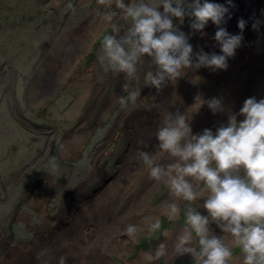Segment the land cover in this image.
I'll return each instance as SVG.
<instances>
[{
	"label": "rangeland",
	"instance_id": "rangeland-1",
	"mask_svg": "<svg viewBox=\"0 0 264 264\" xmlns=\"http://www.w3.org/2000/svg\"><path fill=\"white\" fill-rule=\"evenodd\" d=\"M149 1L122 0L126 7L146 5ZM184 1L181 6L187 12L194 0H188L187 6ZM162 4L163 0H155L150 7L163 12ZM109 14L111 20L106 18ZM170 18L173 30L183 33L192 47L191 66L181 68L180 76L172 79L161 73L154 56L142 54L134 61L135 69L144 62V57L147 64L143 74L136 77L134 73L129 76L119 71L103 49L104 38L113 36L120 41L122 30L124 40L120 43L126 52L131 51L127 39L133 21L124 9L116 7V0L110 5H99L97 0H0V264H18L13 262L17 257L22 260L27 256L20 244L28 241H33L30 247L45 256V264H58L48 261L50 248L65 235L76 236L79 227L95 228L94 218L108 214L109 221L114 218L112 222L119 223L106 225L105 235L96 232V236L84 240L79 252L72 253L73 259L86 254L81 258L84 262L78 259L79 262L66 264H98L90 254L96 251L100 255L95 257L108 255L109 264H166L169 254L174 255L183 245H192L198 264H204L206 256L202 255L199 237L187 221L190 212L207 217V238L220 239L230 250L232 255L226 264H244L241 246L230 232L223 230L225 222L213 220L204 207L211 195L204 181L185 177L196 196L187 201L170 191L167 175L155 181L150 171L135 167L133 172L122 175L123 181L117 178L119 163L131 162L129 154L136 151L150 150L154 163L165 170L168 163H176L158 160L165 153L160 150L157 137L140 143L136 137L128 141L125 138L128 129L121 122L125 115L130 118V113L138 112L134 117L140 120L139 112L148 111L150 124L143 127L150 132L156 126L162 128L158 122L174 125L178 116H192L186 122L191 135H202L203 129L215 135L218 128L227 125L230 116L236 115L237 123L243 119L239 112L246 99H264V32L247 38V28L243 31L237 28L245 40L226 60L231 73L200 65V76L195 77L191 86L187 83L194 76L198 56L222 53L214 44L204 49L202 30L191 27L193 17ZM227 32L234 31L227 29ZM241 51L244 55L239 58ZM237 59L239 63L235 62ZM158 74H163L164 79L156 87L151 78H158ZM129 80L144 82L145 89L153 86L150 101L146 99L148 90L141 93L138 87L133 91ZM41 92L46 94L41 97ZM134 92L137 95L132 100ZM35 94L38 96L34 100ZM155 97L161 100V111H155L158 99L155 106L148 108ZM197 97L204 102L199 107L202 111L190 115L187 110L192 112ZM213 99L220 101L221 110L213 112L208 107ZM205 119L211 121L207 126ZM209 167L215 169V161ZM230 174L247 179L242 167ZM139 179L153 181L154 186L148 192L139 189L136 187ZM101 182L107 183L105 187ZM83 184L78 202L68 205L77 210L73 213L75 219H67L65 226L54 225L51 218L67 209L64 198L72 201L74 192ZM78 203L80 208L75 207ZM172 206L176 207V213L171 212ZM128 225L135 226V237L126 232ZM46 235L50 237L45 238L50 246L35 239ZM165 243L171 245L165 247ZM17 246L19 249L13 252ZM67 251L68 248L62 247L57 253ZM6 252H11L7 259Z\"/></svg>",
	"mask_w": 264,
	"mask_h": 264
},
{
	"label": "clouds",
	"instance_id": "clouds-1",
	"mask_svg": "<svg viewBox=\"0 0 264 264\" xmlns=\"http://www.w3.org/2000/svg\"><path fill=\"white\" fill-rule=\"evenodd\" d=\"M97 3L110 5L112 0H97ZM227 5L225 7L209 0H194L186 12L179 2L173 6L172 0H163V12H160L155 7L144 4L126 7L122 0H116V7L124 9L126 16L133 21L131 35L127 39L132 50L126 52L115 37L106 36L103 40L106 57L119 71L131 76L135 71L134 61L140 55L154 56L161 73L176 79L180 76L181 68L191 66L192 47L183 33L177 34L173 30L170 17L182 19L189 15L194 18L191 27L197 31L202 30L209 21L218 26L214 38L221 46L222 55L213 54L209 57L201 54L198 56L197 66L226 69L227 58L234 55L242 38L240 35H229L225 28L219 27L229 8L235 7L232 0H227ZM106 18L111 20L112 17L109 14ZM259 23L260 21H255L253 29ZM237 27L243 31L245 21L238 20ZM163 74H158V78H151L153 86L159 87L164 79ZM175 92L177 93V88ZM136 95L134 92L130 98L135 100ZM196 99L197 103L193 107L198 110L204 102L199 97ZM158 103H161L160 99L157 105ZM208 107L213 112L221 110L220 101L213 99L208 102ZM156 110L158 111L157 107ZM239 115L243 117L239 123L236 115H232L228 118L227 125L218 128L215 135L206 129L199 136L191 135V128L185 117L178 116L174 125L166 124L157 133L160 150L178 158V162L165 170L155 164L147 153H141V158L150 168L151 179L159 181L163 175H167L170 191L184 200L192 201L196 198L192 185L185 177L204 181L211 193L204 207L213 220L225 222L223 230L230 232L241 246L244 264H264V99H246ZM212 161H215V169L209 167ZM241 167L246 173V180L230 174L231 170ZM221 173L224 174L223 177ZM64 201L70 202L71 199L64 198ZM171 212H177L175 206L171 207ZM187 221L199 237L202 255L206 256L204 264H226L232 253L220 239L207 238V217L190 212ZM155 227L158 228L159 223ZM126 232L133 235L135 226L128 225ZM66 261L65 256L58 258V264H66Z\"/></svg>",
	"mask_w": 264,
	"mask_h": 264
},
{
	"label": "bare ground",
	"instance_id": "bare-ground-1",
	"mask_svg": "<svg viewBox=\"0 0 264 264\" xmlns=\"http://www.w3.org/2000/svg\"><path fill=\"white\" fill-rule=\"evenodd\" d=\"M209 2L219 3V4L224 5L225 7H228L227 0H209ZM232 2L235 5V7H230L229 8V12H228V14L225 15L224 22H222L221 25H224L227 21L231 20L229 22V25L230 26H235V25H237V22L240 19H243L245 22L248 21L249 19H251V23H250L249 29L245 33L247 38H250V35L253 36V35L261 34V33L264 32V9H263L264 1H262V0H232ZM257 5H259L260 8L259 9H253V7H257ZM146 6H147V4H146ZM256 14H257V17L254 18ZM258 14H259V16H258ZM229 16H231L230 19L228 18ZM255 21H260V23H259V25H258V27L256 29H253L252 25H253V23ZM221 25H219V27H222ZM223 28L228 29V30L233 29L231 27H223ZM217 30H218V26L212 24L211 21H209L208 24L202 29V35L201 36H202V39H203V41L205 43L204 49H207V46L209 44H214L216 50H220L221 49L220 44L214 38L215 37V32ZM235 33L236 32L234 31V32L230 33L229 35H235ZM85 39L88 41L87 38H85ZM244 40H245L244 38L241 39V41H244ZM238 55H239V58H241L244 55V52H242V51L238 52ZM238 60L239 59H237V61H235V62L239 63L240 61H238ZM230 67H231V65L228 64L226 69H225V71H227V73H231V68ZM208 68L212 69V67H208ZM201 70H202V68L200 66H197L193 70L194 76L192 78L188 79V83L187 84H190L191 86H194L193 84L195 83V77L200 76V75H198V71H201ZM183 88L184 87H182V89ZM177 93H179L178 89H177ZM44 94H46V93H42L41 97L44 96ZM178 95H180V93ZM37 96H38L37 94L34 95V100H35V98ZM157 99H158V97H155L153 99V102L151 101L150 105H148V108H151L155 104ZM194 100H197V99L195 98ZM160 104L161 103H158V105H157L158 111H161V106L162 105H160ZM201 111H202V108H199L198 110H195L194 107L192 108V112L191 113L189 112V110H187L188 114H190V115H192V114L198 115ZM137 113H135L133 116H130V118L128 117V115H125L122 118V121H121L124 125H126L125 129H128L126 131V135H125V138L128 141H130L131 138L134 137V134H136L138 136L139 135L145 136V134L150 132V131H146V130H141V131L137 130L143 124H150V120L149 119H151V117H148L149 116L148 111L147 112L144 111L143 114H141V111L139 112L140 115H142V117L140 118V120H142V122L140 124H139L140 120L137 119L136 117H134V116H137ZM191 118H192V116L185 117V121L187 122V120L191 119ZM205 122L206 123H210L211 121L209 119H205ZM149 129H150V127H149ZM158 131H159V129H154L153 128L150 133H154V136L157 137V132ZM128 132L130 134H128ZM212 133L214 135L215 132H212ZM141 153H147L149 155L151 152H150V150L149 151H145V152H140V153H139V151H136L133 154H129V157H128L129 160L128 161H131V162L119 163V165L121 167L120 171H119L120 174L117 175V178L119 180L123 181L124 178L122 177V175H125V174H128L130 172H133L135 167H136L137 170H143L144 172H147V173L150 171L149 166L147 164H145V162L142 160ZM131 159H136V161H138L139 163H136V161L131 160ZM173 160H176V159L173 158ZM171 164H173V163H168V166L171 165ZM172 175H175V173H172ZM106 184L107 183H102V186L105 187ZM147 184H148L147 180H140L139 179V181L137 182V186L136 187H139V189H143L144 191L147 190V192H148L150 190V188L153 187L154 185L150 184V186H149ZM82 188H84V184L82 185L80 190L77 189L74 192L73 196H74L75 199L78 200V198H80V194H81ZM147 192H146V194H147ZM71 202L74 203V201L72 200V201H70L67 204V206ZM106 217L109 218V214ZM106 217H103V218L95 217L94 218L95 228H90L89 230H84L83 227H79L78 230H77L78 234L76 236H73L72 238H66L68 236L65 235L64 237H62L60 239V241H58L59 243L57 242L58 244L56 246L50 248L49 253H51L53 251L58 252L59 249H61L62 247H66V248H68V251L64 253L65 254L64 256L67 257V261L66 262L72 260V258H73V254L72 253L79 252V249L82 246H84V244H85V241H84L85 239H90L92 236L93 237L96 236V232H98V231L100 233H102L103 235H105V232L103 230L105 229L106 225H108L110 223H114V224L119 223L118 221L112 222V221H114L113 220L114 218H111L112 221H109ZM88 220L90 221V217H89ZM82 231H84V232H82ZM132 236L135 237L136 234L134 233ZM45 238H50V237L48 235H46V236H36L35 237V239L37 241H39L40 243H44V245L50 246L51 243L48 240H46ZM170 245L168 243H165V247H168ZM25 246L27 247L28 244H25ZM90 254H92L91 259L95 258L98 264H109L110 259H109L108 255L104 254L102 258H98V257H95V256H99L100 255L99 251L92 252ZM173 256L174 255L170 253L169 254V259H171ZM91 259H90V261H92ZM45 260H46L45 256L40 254L37 257H33L31 259V263L30 264H45V262H46ZM53 260L54 259H51L52 262H54ZM77 260L78 259H75L73 262H75ZM84 261H85L84 259H81V262H84ZM57 262H54V263H57ZM77 262H79V260Z\"/></svg>",
	"mask_w": 264,
	"mask_h": 264
},
{
	"label": "water",
	"instance_id": "water-1",
	"mask_svg": "<svg viewBox=\"0 0 264 264\" xmlns=\"http://www.w3.org/2000/svg\"><path fill=\"white\" fill-rule=\"evenodd\" d=\"M187 1L188 0H185L184 2L185 3H187ZM201 2H203V0H201ZM260 7H253V9H259ZM250 10V9H249ZM258 16H259V14H258ZM257 17V14L255 15V17L254 18H256ZM231 21V20H230ZM230 21H227L224 25H221L222 27H231V28H233V31H235L236 32V34L237 35H240V32H238L237 31V25H235V27L234 26H230L229 25V22ZM250 23H251V19H249L248 21H246L245 22V28H247V30L249 29V26H250ZM244 28V29H245ZM226 31H227V29H226ZM200 66V65H199ZM201 67V66H200ZM202 68V67H201ZM194 70V69H193ZM154 109V108H153ZM155 111H157V110H155ZM148 120V119H147ZM146 120V121H147ZM142 122V120H140L139 121V124ZM158 122V121H157ZM158 124L161 126V127H164L166 124H160L159 122H158ZM144 125V124H143ZM143 125H141V130H146V131H148V128H145V127H143ZM117 125H115V127H116ZM206 126H207V123H206ZM154 129H159L157 126L156 127H154ZM140 130V131H141ZM206 129H203V131H205ZM128 134H130L129 132H128ZM134 137H136L137 138V140H139V143L140 142H142V141H148V140H150V139H152V138H155V136H154V133H150V132H148L147 134H145V136H141V135H136V134H134ZM183 143V142H182ZM110 144V141L107 143V145L105 146V148H107L108 147V145ZM101 148L102 147H100L99 149H98V152L101 150ZM99 157V156H98ZM98 157H96V158H98ZM171 156H169L167 153H165L164 155H162L158 160H161V161H172L173 162V158L174 157H172L171 159ZM174 159H176V160H174L175 162H178V158H174ZM146 180V179H145ZM147 182H149L147 185H149L150 186V184H152L153 183V181H147ZM156 183V182H155ZM77 189H79L80 190V188H77ZM76 189V190H77ZM74 202H78V201H76L77 199H72ZM65 203H66V207H67V209L65 210V211H62V210H60V214L58 213L57 214V216H54V217H52L51 218V222L54 224V225H57L58 227H60V226H65L66 225V223H67V219L68 220H72L73 221V219H75V217H76V215L75 214H73L74 212H76L77 210H75V209H73V208H69L70 206H67V204L69 203V202H67V201H65ZM76 208H80L81 207V204L80 203H78L76 206H75ZM98 212L96 211L95 212V214H97ZM69 214V217H67V215ZM99 214V213H98ZM56 229H57V227H56ZM25 244H28V246L26 247L25 246ZM20 245H22L21 246V249L24 251V253H26L27 254V256L26 257H24L22 260L20 259V258H18L17 257V260H15V261H13L14 263H23V262H25V264H30L31 263V259L33 258V257H37L40 253H37L36 252V250H35V248H31L30 246H32L33 245V241H31V242H28V243H23V244H20ZM19 248H18V246L17 247H15L14 249H13V252H15V251H17ZM188 249H191V251H188ZM0 252H1V249H0ZM175 254H174V257H172L171 259H169L168 260V264H198V262H197V260H196V256H195V250H194V248H193V246L192 245H189V246H179L178 247V250L176 251V252H174ZM10 254H11V252H6V255H5V258L7 259L9 256H10ZM65 254H60V253H57L56 251H53V252H51L49 255H48V261H50L51 259H54L53 261L54 262H57L58 261V258L59 257H61V256H64ZM87 255L85 254V255H80V256H78V257H76V258H72V260H70V261H74L75 259H81V258H84V257H86ZM80 257V258H79ZM58 263V262H57Z\"/></svg>",
	"mask_w": 264,
	"mask_h": 264
},
{
	"label": "flooded vegetation",
	"instance_id": "flooded-vegetation-1",
	"mask_svg": "<svg viewBox=\"0 0 264 264\" xmlns=\"http://www.w3.org/2000/svg\"><path fill=\"white\" fill-rule=\"evenodd\" d=\"M185 5H187V3H185ZM147 6L150 7V4H147ZM119 32H120V38H119V39H120V41L122 42V41L124 40V38H123V36H124V32H123L122 30H120ZM120 41H119V42H120ZM128 48L132 50V47H130L129 45H128ZM146 64H147V61H146V58L144 57V62H143V63L140 62V64H139V68H136L135 71L133 72L134 75H135L136 77H138L139 75H142V74H143V69H144V67H145ZM145 73H147V69H145ZM148 73H150V69L148 70ZM104 81L109 82L107 79H106V80L104 79ZM129 81H130V86H131V88H132L133 91H135L138 87H141V93H145L146 90H148L146 99H147V101H150V98H152V96H153V94H152L153 86H152V88L147 87V89H145V84H144V82H140V83H138V82H136V81H133V82H132L131 80H129ZM147 83H149V81H147ZM126 84L129 85V82L127 81ZM181 88H182V87H181ZM220 96H223V95H220ZM145 103H147V102H145ZM145 103H141V105H142V104L144 105ZM154 106H155V105H154ZM151 108H152V107H151ZM151 108H150V109H151ZM154 108H155V107H154ZM143 109H144V108H143ZM144 111H145V110H143V112H144ZM129 115L133 116L132 113H130ZM68 199H70V198H68ZM28 242H29V241H28ZM177 250H178V248H177ZM177 250H176V251H177ZM176 251H175V252H176ZM160 264H162V263H160ZM166 264H168V261H167Z\"/></svg>",
	"mask_w": 264,
	"mask_h": 264
},
{
	"label": "trees",
	"instance_id": "trees-1",
	"mask_svg": "<svg viewBox=\"0 0 264 264\" xmlns=\"http://www.w3.org/2000/svg\"><path fill=\"white\" fill-rule=\"evenodd\" d=\"M155 0H151V1H149L148 2V4L150 3V5H152L153 4V2H154ZM177 2H179V4L181 5V3H182V0H178ZM177 2H173L174 4H175V6L177 5ZM190 3H193V2H190ZM187 6V5H186ZM187 17H188V15H187ZM192 24V23H191ZM19 51H17V56H18V53ZM18 61V58L16 59V62ZM15 62V63H16ZM0 163H2V160H0Z\"/></svg>",
	"mask_w": 264,
	"mask_h": 264
}]
</instances>
